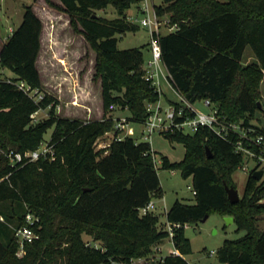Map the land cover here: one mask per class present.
I'll list each match as a JSON object with an SVG mask.
<instances>
[{
    "label": "trees",
    "instance_id": "obj_1",
    "mask_svg": "<svg viewBox=\"0 0 264 264\" xmlns=\"http://www.w3.org/2000/svg\"><path fill=\"white\" fill-rule=\"evenodd\" d=\"M44 1L67 14L74 32L83 35L95 52L94 80L100 81L105 113L101 120L88 122L56 115L58 101L43 94L36 67L43 23L32 7H25L22 23L0 49V68L12 73L0 78V205H17L10 212L0 211V216L12 220L16 231L32 214L39 219L33 226L39 239L17 257L15 231L7 233L0 221V264H133L152 255L170 236L153 212L140 214L160 196L156 154L149 143L132 136L114 140L100 151L95 143L114 130L116 122L107 116L111 107L126 111L127 122L143 124L146 104L160 100L145 79L144 49L149 52V45L118 49V36L139 28L125 17L139 0H60L61 6ZM162 2L155 6L158 16L177 26L159 37L173 88L191 103L208 99L229 121L264 132L250 123L256 112L264 115V104L258 105L264 78V0ZM108 7L116 11V18L96 15ZM247 47L256 62L243 66ZM18 82L42 93L43 99L35 101L19 89ZM46 109L48 118L34 121L32 115ZM50 129L54 159L47 156L12 165L11 152L39 149ZM164 136L182 144L185 154L178 163L162 158L161 168L179 170L183 178L192 179L195 203L176 201L166 211L177 254L151 264H190L185 259L191 244L184 226L201 222L212 212L232 217L245 233L225 242L217 252L219 262L264 264V229L257 218L264 213V180L250 174L242 197L233 204L225 185L236 189L232 176L244 158L230 143L206 128ZM83 234L99 246L86 243Z\"/></svg>",
    "mask_w": 264,
    "mask_h": 264
},
{
    "label": "rangeland",
    "instance_id": "obj_2",
    "mask_svg": "<svg viewBox=\"0 0 264 264\" xmlns=\"http://www.w3.org/2000/svg\"><path fill=\"white\" fill-rule=\"evenodd\" d=\"M151 1L154 6H160L163 3L162 0ZM52 2L57 6H61L60 0H52ZM137 5H133L126 11L125 17L128 22L136 24L139 28L136 32H126L118 36V49L120 50L149 45L150 33L148 29L140 26L138 24L139 21L135 20L136 18H141ZM27 6L32 7L43 23L41 49L36 67L40 73L43 94L50 95L58 101L56 115L84 122L101 120L105 112L99 91L100 81L94 80L96 54L90 48L83 35L74 32L69 24L67 14L50 7L44 0H0V49L12 32L22 23L25 7ZM96 15L108 20L118 16L112 7L96 11ZM168 32L169 30L165 26L161 27L160 33L162 35ZM144 58L146 62L150 58V51L148 52L147 48L144 49ZM255 62L250 48L247 47L242 58V65L249 66ZM10 76H12L11 72L0 68V78L7 79ZM159 83L162 90L160 100L163 107H167L171 102L179 101L177 91L170 85L165 75H159ZM259 93L260 99L258 103L262 107L264 104V78L261 81ZM194 106L198 110L208 111L202 105V101L196 102ZM126 115V111L116 108L110 109L107 113V116H111L114 120L126 119ZM47 118L48 109L40 110L34 115V121H41ZM250 123L264 129V115L256 112ZM130 126L134 129V138L140 141L142 124L131 123ZM52 133L53 129L47 132L39 149L49 145ZM116 134L123 135L124 133H116L114 130L105 133L97 139L95 149L100 151L109 147L117 137ZM149 144L152 151L156 154L155 161L161 183L160 196L152 199L155 204L152 212L159 218V227L168 230L166 211L170 209L174 202L179 201L187 205L195 203L192 192V179L183 178L179 170L161 168V161L164 157L168 158L172 163L182 161L185 154V148L182 144L169 140L163 134H154ZM253 167V163L249 162V171ZM249 175L250 173L244 172L239 168L232 176L240 198L244 193ZM13 206L17 207L16 204L11 203L0 205V211L10 212ZM226 218L227 216L212 212L205 222L184 226V235L191 244V252L185 256V259L190 264H222L217 258L218 250L226 241H234L244 236V231L239 229L235 222L228 224ZM257 218L259 228L264 229V213ZM0 221L5 224V231L13 235L15 231L14 222L4 216H0ZM0 225L2 224L0 223ZM38 229H40V226ZM82 237L86 243L99 246V243H94L90 236L83 234ZM170 253H174L171 236L164 239L159 247L154 248L153 254L148 258L134 260L133 264L158 262Z\"/></svg>",
    "mask_w": 264,
    "mask_h": 264
},
{
    "label": "built area",
    "instance_id": "obj_3",
    "mask_svg": "<svg viewBox=\"0 0 264 264\" xmlns=\"http://www.w3.org/2000/svg\"><path fill=\"white\" fill-rule=\"evenodd\" d=\"M151 0H139V13L141 18H136L139 25L147 28L150 33L149 50L150 58L145 63V79L151 82L156 92L160 97L162 94L159 83V75H165L168 82H170V74L162 62V52L159 44V37L161 35L160 29L165 26L169 32L177 29L176 25H170L167 18H160L156 12L154 4ZM140 19V20H139ZM164 70V73H163ZM19 89L24 91L28 96L35 101L43 99V94L37 90H32L23 82H18ZM173 87V86H172ZM179 97L178 102H171L167 107H163L161 100L155 103L146 104L147 117L142 124L140 141L147 142L151 140L154 134H168L174 132H182L184 134H194L202 128L210 130L219 139L230 143L236 154L242 155L244 161L239 167L244 172L252 174L255 171H263L264 180V132L252 126L244 125L243 123H234L229 121L224 115L219 112L208 99L201 100L202 105L208 109L207 112L196 109L195 103L189 102L186 98L177 92ZM113 109V107H111ZM34 115L32 118L34 119ZM114 131L116 133L123 132V135L116 134L115 140H122L127 136L134 137V129L130 126L131 123L126 119H116ZM122 134V133H121ZM50 156L54 159L52 146L46 145L35 151L27 152L25 154L13 153L9 154L12 165L26 164L46 158ZM155 166L157 163L155 161ZM249 162H252L254 167L249 171ZM193 195L195 191L192 189ZM155 204L151 201L144 208L140 209L141 215H146L152 212ZM26 225L18 228L15 231V237L18 244L17 257H22L26 251V245L39 239L38 233L33 229L35 223L39 221L38 218L28 213L25 216ZM168 231L172 237V229L169 226ZM177 254V252L175 251Z\"/></svg>",
    "mask_w": 264,
    "mask_h": 264
},
{
    "label": "water",
    "instance_id": "obj_4",
    "mask_svg": "<svg viewBox=\"0 0 264 264\" xmlns=\"http://www.w3.org/2000/svg\"><path fill=\"white\" fill-rule=\"evenodd\" d=\"M259 107H261L260 103H258ZM206 154L208 158H211V152L208 148H206ZM253 178H255L256 180L260 181L263 177V171H255L252 173ZM225 189L228 195V198L230 200L231 203H237L240 200V196L237 192V190L233 187H228L227 185H225ZM209 216H205L201 222H205L208 219ZM226 221L228 224H231L234 222L232 217H227Z\"/></svg>",
    "mask_w": 264,
    "mask_h": 264
},
{
    "label": "crops",
    "instance_id": "obj_5",
    "mask_svg": "<svg viewBox=\"0 0 264 264\" xmlns=\"http://www.w3.org/2000/svg\"><path fill=\"white\" fill-rule=\"evenodd\" d=\"M138 7H139V4L137 5ZM100 91V95H101V90H99ZM160 245V244H159ZM159 245L157 246V247H159ZM157 247H155V248H157ZM174 253H175V251H174Z\"/></svg>",
    "mask_w": 264,
    "mask_h": 264
}]
</instances>
